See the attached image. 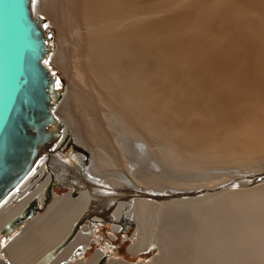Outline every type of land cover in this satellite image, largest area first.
Segmentation results:
<instances>
[{"label":"bare ground","instance_id":"1","mask_svg":"<svg viewBox=\"0 0 264 264\" xmlns=\"http://www.w3.org/2000/svg\"><path fill=\"white\" fill-rule=\"evenodd\" d=\"M79 3L83 35L123 86L82 109L72 79L61 86L60 137L0 204V235L41 209L1 239L0 264H264V173L244 179L264 171V0ZM33 5L44 17L45 0ZM68 146L75 165L56 153ZM58 182L69 190L47 199ZM109 211V247L136 227L127 257L87 256Z\"/></svg>","mask_w":264,"mask_h":264},{"label":"water","instance_id":"2","mask_svg":"<svg viewBox=\"0 0 264 264\" xmlns=\"http://www.w3.org/2000/svg\"><path fill=\"white\" fill-rule=\"evenodd\" d=\"M33 4L0 0V204L51 150L63 128L54 112L62 81L49 64L52 32ZM38 209L30 203L8 232Z\"/></svg>","mask_w":264,"mask_h":264},{"label":"rangeland","instance_id":"3","mask_svg":"<svg viewBox=\"0 0 264 264\" xmlns=\"http://www.w3.org/2000/svg\"><path fill=\"white\" fill-rule=\"evenodd\" d=\"M79 4H80L79 0H45V14L43 18H45L44 20L46 21L48 20L49 22L50 21L52 22V23L50 22L51 24L50 29L52 32L51 39L52 41H54L53 43L54 45L56 43L60 45L59 46L60 55L57 60L55 69L58 72L59 76L61 77L63 90L66 88L71 78L73 83V99L71 101L72 105L75 106V108L77 107L78 109H82L85 106H87L89 103L96 101V99H100V100L109 99V97H112V96H108L111 95L109 91H111L114 97V95H116V92H113L114 88H112L113 89L112 90L111 86L115 87L117 83H122L123 86V82L121 79V77L123 76L115 75L113 68L107 70L109 67L106 68L105 65L100 64L101 62L99 59L97 60L98 57L97 55L99 53L96 54V52L98 51H94L93 50L94 47H91L94 46L92 43V39L91 42L87 41L88 39L91 38V37L88 38L89 35L91 34L89 35L84 34L85 37L83 35V33H86V30H88V33H91V31L89 32L90 30L89 27L91 26L88 27V25H86L88 29H85L84 27L80 28L81 23L82 21L84 23V20L80 16L79 13L80 11L76 12L77 11L76 9H78L79 6L81 7V4L80 5ZM77 15H79L80 17ZM76 28L77 29L80 28V29L77 30ZM102 65L104 66L103 69H102ZM106 71L108 74H106ZM107 75L111 76V80L110 78H108L109 76ZM117 77L118 80H120L121 82L115 80V78ZM118 95L119 94L117 93V97ZM69 152H70V147L68 146L63 150L57 151L56 153L64 156L65 159L69 160L71 165H75L78 162V159L73 154L69 158L66 157ZM262 173H264V171H262L261 174H259V172H255V173L248 172L246 173L247 177H245L244 179L247 180L254 175L255 176L253 178H257L260 175H263ZM238 180L233 181L232 179L230 184H235L238 182ZM242 180L243 179H240V181ZM57 184H60L61 186L55 185L53 189L54 190L53 198L60 194H64L70 188V185L64 186V184L59 182ZM111 215H113V212L109 211L106 214V218H102L101 221L97 222V224H93V226L96 228V234H95V239L92 241V244L90 245V249H88V251L86 252L87 256H91L97 248L104 247L107 249L108 253L127 257L128 254L127 248L131 244V237L136 227L135 225L132 224H125L124 229L121 232L117 233L118 238L114 239V243H115L114 246L109 247L108 239L110 238L111 233H113L111 226L113 224L110 218ZM86 223H88V219L84 220L82 224H86ZM12 233L14 232L12 231L7 233L5 231L4 233H2V235H0V241L1 242L3 241L1 239H4L5 241L6 239L9 240ZM4 246L5 245L2 244L1 247L3 248ZM156 252H157L156 248H153L151 251L146 252L145 253L146 259H150V257H152ZM131 258H133V260L139 259L134 257Z\"/></svg>","mask_w":264,"mask_h":264}]
</instances>
